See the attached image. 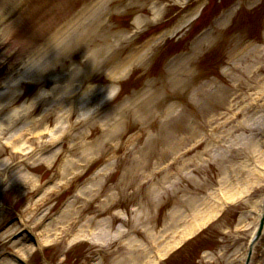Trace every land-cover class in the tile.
<instances>
[{
  "label": "rangeland",
  "instance_id": "obj_1",
  "mask_svg": "<svg viewBox=\"0 0 264 264\" xmlns=\"http://www.w3.org/2000/svg\"><path fill=\"white\" fill-rule=\"evenodd\" d=\"M210 1L0 0L1 137L28 147L13 156L0 142V162L10 164L0 172V264L20 255L27 264H137L133 254H169L208 225L166 264L246 263L263 182L175 243L199 202L203 218L228 195L224 176L233 186L264 173V0ZM237 3L194 45L215 8ZM165 32L175 36L151 43ZM97 47L107 50L91 64ZM175 209L188 220L174 237L166 227ZM250 264H264V240Z\"/></svg>",
  "mask_w": 264,
  "mask_h": 264
},
{
  "label": "bare ground",
  "instance_id": "obj_2",
  "mask_svg": "<svg viewBox=\"0 0 264 264\" xmlns=\"http://www.w3.org/2000/svg\"><path fill=\"white\" fill-rule=\"evenodd\" d=\"M198 12V11H197ZM196 15V13L192 16V18H194V16ZM191 18V19H192ZM135 24L137 25L138 24V21L137 20H135ZM55 43L57 42V39L54 41ZM104 50V48H94V49H92V53H93V56L94 57H98L99 55H100V53L102 52ZM55 53H54V49L53 50H51V55H54ZM141 55H136V58H138L137 60L138 61H141L142 59L141 58H139ZM262 57H264V56H262ZM58 58H56V59H54V62H55V60H57ZM134 59V58H133ZM93 60L91 59V64H96L95 62H92ZM90 64V65H91ZM116 71L114 72V75L112 76V77H115L116 75L117 76H121L125 71H126V65H122V64H117L116 65ZM22 76H23V74H21ZM10 87V86H9ZM17 87V82L15 81V83H14V85H13V89L14 88H16ZM13 89L11 90V92L13 91ZM71 92H68V94H70ZM68 96V95H67ZM66 96V97H67ZM9 97H12V93L10 94V96ZM34 101H36V100H34ZM0 109H3V107H0ZM63 111H64V109H63ZM34 122V121H33ZM5 127H7V125H1L0 124V133H1V131L3 130V128H5ZM23 131H25V130H23ZM52 131H55V128H52ZM3 133V132H2ZM1 133V134H2ZM0 134V135H1ZM24 135V133H22V136ZM18 138H20V137H18ZM10 139V138H9ZM10 143L13 145L12 146V152H13V154H16L17 152H19V150H22V151H24V150H27V146H26V144H22L21 146H19V147H15V144L14 143H16V139H13L12 137H11V139H10ZM19 149V150H18ZM51 159V158H50ZM50 159H48V160H50ZM67 162H69V161H67ZM4 165L7 163L6 161L5 162H2ZM6 169H4V171H5ZM19 175H15V180L14 181H17V182H15V183H18V177ZM29 176V177H28ZM28 176H26V179H30V180H32L33 181V177H30V175H28ZM252 176V174H251V172H248V177L250 178ZM261 176V175H260ZM26 179H20V182H22L23 184H26L27 183V180ZM37 180H39V179H37ZM223 181H222V183H224V182H226V183H224V185L222 186L223 188H226V190H227V196H228V199L231 201V202H236V201H240L241 200V197H242V195L243 194H246L247 192H249L250 190H251V188L255 185V184H261L260 182H263L264 183V174L260 177V178H258L257 177V174H256V176L255 177H253V178H250V179H246V180H242V182H241V180H240V183L238 184V185H230L229 184V182H227V180H228V178L226 177V176H224L223 177V179H222ZM12 184H14V183H12ZM27 185V184H26ZM242 187V189L239 191L238 190V188L239 187ZM244 196V195H243ZM109 198H111V197H109ZM263 200H264V198H263V196H261L260 197V199H256V203H257V205L259 204V208H258V211H262V208H261V204H262V202H263ZM255 203V204H256ZM200 202H199V204L197 205V207H195L196 208V210H198V211H195V219H194V221H192V222H190V223H187V224H184V227H182V230H181V233H184V232H186V231H189V230H192V227L193 226H195V227H197L198 226V224L200 223V222H205V220H206V218L207 219H213V217L215 216V215H217V213L218 212H220L221 211V209H217L215 206H211L210 208H208L209 210H210V214H212L211 216H209L208 215V213H206V215L202 218L201 216L206 212V211H201V209L202 208H200L199 206H200ZM256 205V206H257ZM29 210H31V208L29 209ZM23 216V218H24V223L26 224V220H25V217H26V215H22ZM209 216V217H208ZM243 216V215H242ZM259 217H260V214H259ZM259 217L257 218V219H259ZM188 218V216H183L181 213H180V211L179 210H173L169 215H168V220H170V222L173 224V226H174V228H169V229H167V227H166V230H173V232H172V236H174V234H176V233H178L177 232V229H179L178 227L180 226L181 227V225H179L181 222H185V220H186V222H187V219ZM91 218H88V220L86 221V223H84L83 225H82V228L80 229V232L81 233H84V232H86V230L84 229V228H86L87 226L89 227L90 225H91ZM256 227L257 226H255V228L253 229V231L251 232V238L254 236V234H255V231H256ZM180 231V230H179ZM91 234H94V235H98V234H100V232H93V233H91ZM2 236V235H1ZM130 240H127V242H129ZM161 249L164 251L165 249H166V247H164V246H161ZM144 251H145V249L143 250V252H142V254H144V255H139V254H133V259L134 260H136V262H137V264H150L151 263V261H152V259H151V257H148L147 259H146V261H143V259H144V257L147 255V253H144Z\"/></svg>",
  "mask_w": 264,
  "mask_h": 264
}]
</instances>
